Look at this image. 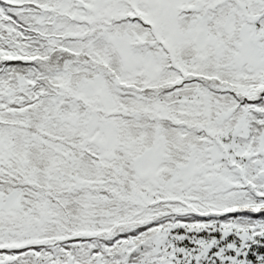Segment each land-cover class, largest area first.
<instances>
[{
  "label": "snow or ice",
  "instance_id": "snow-or-ice-1",
  "mask_svg": "<svg viewBox=\"0 0 264 264\" xmlns=\"http://www.w3.org/2000/svg\"><path fill=\"white\" fill-rule=\"evenodd\" d=\"M0 264H264V0H0Z\"/></svg>",
  "mask_w": 264,
  "mask_h": 264
}]
</instances>
